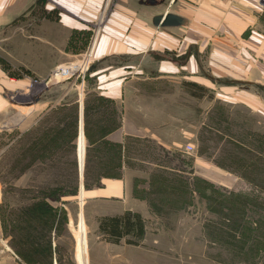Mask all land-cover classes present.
Listing matches in <instances>:
<instances>
[{"label":"rangeland","instance_id":"obj_1","mask_svg":"<svg viewBox=\"0 0 264 264\" xmlns=\"http://www.w3.org/2000/svg\"><path fill=\"white\" fill-rule=\"evenodd\" d=\"M236 4L258 21L238 37L218 13ZM168 12L186 22L155 25ZM263 34L264 0H0V70L18 86L0 111V220L16 254L28 264L263 263L264 242L260 255L249 246L264 240V47L250 43ZM70 65L80 69L60 72ZM100 74L131 82L160 140L109 137L123 107L100 94ZM39 101L24 123V104ZM108 183L128 193L101 196ZM43 199L52 210L35 218ZM126 210L145 219L139 245L99 231V216ZM241 212L256 235L238 228ZM45 246L50 259L34 252Z\"/></svg>","mask_w":264,"mask_h":264},{"label":"crops","instance_id":"obj_2","mask_svg":"<svg viewBox=\"0 0 264 264\" xmlns=\"http://www.w3.org/2000/svg\"><path fill=\"white\" fill-rule=\"evenodd\" d=\"M252 7V6H251ZM249 8L247 10H241V7L236 4L234 7H227L224 11H219L220 15L222 16L221 19L225 22H230L231 26L230 29L234 33V36L239 35L238 31L239 28L242 26V24L248 23L257 25V20L255 15L252 14L251 10L252 8ZM226 27L224 23H222V26L220 29H223ZM206 33V32H204ZM233 36V37H234ZM223 43L224 40L220 39ZM219 43V42H217ZM250 43L253 44L254 47H264V34L263 36H253L250 38ZM230 44V47H236L235 42L232 41ZM238 45V43H237ZM219 47H224L222 44H220ZM228 47V46H226ZM99 64L100 62H96V64ZM57 63H54L50 66H56ZM96 68V66H95ZM111 75V76H110ZM103 75L100 74L97 77L98 83L100 84V88L103 89L100 94L103 96H108L110 98H113L117 101L122 102V112H123V124L122 126L114 131L112 135L109 137L115 141H119L121 143H124L127 138L131 137H141V138H149L152 140H160L161 136L158 132V129H154V121H145L142 119L141 115L138 113V109L141 104L136 103V101L140 98V94L135 92L127 91V85L131 82L122 81L119 77H114V75ZM113 76V77H112ZM12 80V81H11ZM8 79L4 72L0 70V111L8 107V96L6 94V90H10L12 88L18 87L16 85L17 80L16 79ZM22 83L21 87L25 89H29L31 86L30 79L25 78ZM20 88V87H19ZM43 102L39 101L37 104L34 102H29L24 104L23 109V119L24 123H26L27 118H31L32 114H35L36 112L40 113V110H42V106H45L46 104H42ZM46 112L44 113V115ZM42 114L40 115V118H42ZM30 125V123H29ZM80 142L81 144L85 145V138L83 130L81 131L80 135ZM159 143H161L159 141ZM162 144V143H161ZM84 147V146H83ZM105 192L101 193V196H124L128 191L124 188L123 184L119 183H108L105 187ZM100 193L96 192L93 196H98ZM1 198V197H0ZM2 200H0L1 203ZM1 206V204H0ZM123 212V211H121ZM118 212V213H121ZM3 225L0 220V262H8V264H28L23 258H21L14 249L12 248V245L10 244V236L5 234L3 232ZM5 234V235H4ZM79 244H83L82 240H79ZM84 259L86 256L84 255ZM15 262V263H14ZM53 264H58L57 257L53 258Z\"/></svg>","mask_w":264,"mask_h":264},{"label":"trees","instance_id":"obj_3","mask_svg":"<svg viewBox=\"0 0 264 264\" xmlns=\"http://www.w3.org/2000/svg\"><path fill=\"white\" fill-rule=\"evenodd\" d=\"M77 131L78 130H76L75 132L76 134H77ZM63 196H66V193L62 195L60 194L57 195V200H61ZM34 207L35 208L33 209V212H34L35 218L37 217V214H39L38 212L43 213L45 211L47 212L48 210H52L48 202L44 199L35 202ZM237 207L240 208L238 205ZM41 210H44V211H41ZM29 213L30 212L28 211V215ZM241 213L242 214L240 215V218L239 217L237 218L238 219L237 221H240L238 228L242 227V229L244 230V234H246V238H247V233H245L246 229L250 230L249 234L256 235L258 232V229L255 228L253 225L248 226L244 222V220L246 219V217H244V212H241ZM229 215L230 213L228 214V216ZM98 222H99V231L103 239L108 242L115 243V244L127 243V244H132V245H139L146 233V222H145L144 217L139 212L126 210V211H123L121 213H116V214H105V215L98 217ZM258 237L257 236L253 237L254 238L253 242L249 244L250 247H253V249L255 248V252L257 254H258V251H260L259 244L264 242V240L263 241L257 240ZM239 242L248 243L247 240L243 238ZM34 252L37 254H39L40 252L45 253V256L48 257V259L52 257L50 246H45L44 248L43 247L36 248ZM260 254L261 253H259L258 255ZM261 264H264V262Z\"/></svg>","mask_w":264,"mask_h":264},{"label":"water","instance_id":"obj_4","mask_svg":"<svg viewBox=\"0 0 264 264\" xmlns=\"http://www.w3.org/2000/svg\"><path fill=\"white\" fill-rule=\"evenodd\" d=\"M155 2V0H154ZM186 22V19L174 14V13H165L161 15H157L154 17V23L157 26H176L180 25ZM96 64H94L90 70H93L95 68Z\"/></svg>","mask_w":264,"mask_h":264},{"label":"built area","instance_id":"obj_5","mask_svg":"<svg viewBox=\"0 0 264 264\" xmlns=\"http://www.w3.org/2000/svg\"><path fill=\"white\" fill-rule=\"evenodd\" d=\"M84 66H88L87 64L84 65ZM80 69L79 66H76V65H70V66H67V67H62L60 72L63 73L64 75H72V74H75V72ZM192 147H188V150H190Z\"/></svg>","mask_w":264,"mask_h":264},{"label":"bare ground","instance_id":"obj_6","mask_svg":"<svg viewBox=\"0 0 264 264\" xmlns=\"http://www.w3.org/2000/svg\"><path fill=\"white\" fill-rule=\"evenodd\" d=\"M86 68V67H85Z\"/></svg>","mask_w":264,"mask_h":264}]
</instances>
